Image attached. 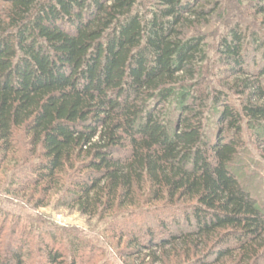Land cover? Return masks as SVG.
<instances>
[{
    "label": "trees",
    "instance_id": "obj_1",
    "mask_svg": "<svg viewBox=\"0 0 264 264\" xmlns=\"http://www.w3.org/2000/svg\"><path fill=\"white\" fill-rule=\"evenodd\" d=\"M1 1L7 192L107 222L139 264H264V0L219 25L223 0ZM8 231L0 264H106Z\"/></svg>",
    "mask_w": 264,
    "mask_h": 264
},
{
    "label": "rangeland",
    "instance_id": "obj_2",
    "mask_svg": "<svg viewBox=\"0 0 264 264\" xmlns=\"http://www.w3.org/2000/svg\"><path fill=\"white\" fill-rule=\"evenodd\" d=\"M244 3L245 0H223V10L219 14V21L216 22V25L222 24V20L227 19V17H239V13L245 9ZM0 5L3 6L1 0ZM20 144L18 143L20 147L23 146ZM27 175L29 174L26 172L25 175L21 176V179H24ZM10 177L11 174L8 173V177L0 178V228L3 229L5 234L9 232L8 230L13 227L14 223L32 230L34 236L38 233L50 231H58L64 236L71 233L81 241L94 247L96 257L106 264H139L135 260L136 256L128 258L121 254L122 250L128 252V255H135L136 252L125 241L118 248L116 245L117 238L109 231L107 222L88 221L75 212L57 208L53 202L46 207L36 208L35 204L27 201L23 195L14 196L7 192ZM252 185L255 187L257 199L264 204L262 181L259 182L258 178L254 177ZM4 232L2 236L5 235ZM2 236L0 235L1 240ZM148 252V250H143L142 254Z\"/></svg>",
    "mask_w": 264,
    "mask_h": 264
}]
</instances>
